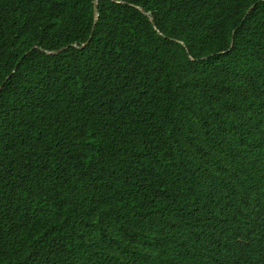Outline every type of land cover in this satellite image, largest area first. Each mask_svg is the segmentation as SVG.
I'll return each instance as SVG.
<instances>
[{"label":"trees","instance_id":"1","mask_svg":"<svg viewBox=\"0 0 264 264\" xmlns=\"http://www.w3.org/2000/svg\"><path fill=\"white\" fill-rule=\"evenodd\" d=\"M98 10L0 0V264H264V0Z\"/></svg>","mask_w":264,"mask_h":264},{"label":"water","instance_id":"2","mask_svg":"<svg viewBox=\"0 0 264 264\" xmlns=\"http://www.w3.org/2000/svg\"><path fill=\"white\" fill-rule=\"evenodd\" d=\"M98 1H99V0H96V17H97V19H98V16H99ZM114 1H116V0H114ZM254 7H255V6H253V7L251 8V10H249V11H252V10L254 9ZM141 9H142L143 12H145L146 14H148L149 16H151V13L146 12L143 8H141ZM152 20H153L154 23H156L154 18H152ZM93 35H94V33L92 34L91 38H90L87 42H85V44H83V45L75 44V45H73V46L76 47V48H81V49H84V48L88 47V45L90 44V42H91V40H92V38H93ZM68 48H69V47H66V48H63V49H60V50H57V51H51L50 54H60V53H62L63 51H65L66 49H68ZM16 70H17V68H15L13 72H15ZM1 89H2V87H1ZM1 89H0V90H1Z\"/></svg>","mask_w":264,"mask_h":264}]
</instances>
